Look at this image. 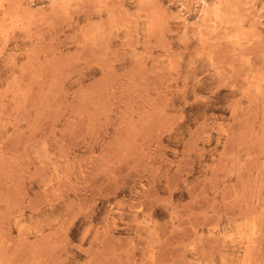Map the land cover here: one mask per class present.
I'll use <instances>...</instances> for the list:
<instances>
[{"label":"rangeland","instance_id":"1","mask_svg":"<svg viewBox=\"0 0 264 264\" xmlns=\"http://www.w3.org/2000/svg\"><path fill=\"white\" fill-rule=\"evenodd\" d=\"M0 264H264V0H0Z\"/></svg>","mask_w":264,"mask_h":264}]
</instances>
